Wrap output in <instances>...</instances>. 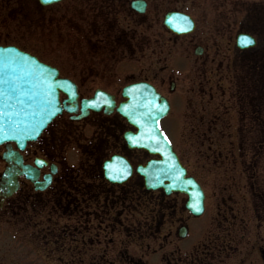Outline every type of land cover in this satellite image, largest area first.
<instances>
[{
    "label": "flooded vegetation",
    "instance_id": "obj_1",
    "mask_svg": "<svg viewBox=\"0 0 264 264\" xmlns=\"http://www.w3.org/2000/svg\"><path fill=\"white\" fill-rule=\"evenodd\" d=\"M45 28L57 31L52 51L77 50L71 76L49 61L77 104L62 94L66 109L38 141L0 147V181L8 170L18 180L0 220L26 223L59 264H264V0H61L42 5ZM140 83L168 103L160 128L204 193L198 216L150 179L166 160L118 110ZM96 90L112 108L83 106ZM116 159L111 179L104 163Z\"/></svg>",
    "mask_w": 264,
    "mask_h": 264
},
{
    "label": "water",
    "instance_id": "obj_2",
    "mask_svg": "<svg viewBox=\"0 0 264 264\" xmlns=\"http://www.w3.org/2000/svg\"><path fill=\"white\" fill-rule=\"evenodd\" d=\"M65 87L36 58L13 47H0V144L36 140L60 112L58 91ZM5 183L10 195L15 183L10 178Z\"/></svg>",
    "mask_w": 264,
    "mask_h": 264
},
{
    "label": "rangeland",
    "instance_id": "obj_3",
    "mask_svg": "<svg viewBox=\"0 0 264 264\" xmlns=\"http://www.w3.org/2000/svg\"><path fill=\"white\" fill-rule=\"evenodd\" d=\"M32 1L0 0V44H15L48 63L64 65L67 68L65 74L71 76L72 59L77 50L66 47L65 54L59 50L52 51L49 40L57 42V31L47 34L45 28L42 35V8ZM12 227L5 220H0V264H59L56 259L47 261L42 258V238L25 237L30 235V229L26 230L19 223ZM261 233L264 238V228Z\"/></svg>",
    "mask_w": 264,
    "mask_h": 264
},
{
    "label": "snow or ice",
    "instance_id": "obj_4",
    "mask_svg": "<svg viewBox=\"0 0 264 264\" xmlns=\"http://www.w3.org/2000/svg\"><path fill=\"white\" fill-rule=\"evenodd\" d=\"M242 42H243V43H251V40L248 39V38H245ZM197 210H199V209H197Z\"/></svg>",
    "mask_w": 264,
    "mask_h": 264
}]
</instances>
